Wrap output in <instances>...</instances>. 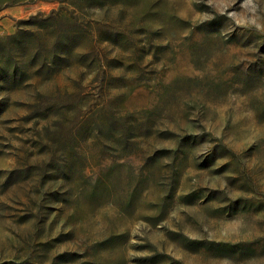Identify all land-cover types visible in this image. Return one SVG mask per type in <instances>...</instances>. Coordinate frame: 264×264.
Segmentation results:
<instances>
[{"label": "rangeland", "instance_id": "374dc122", "mask_svg": "<svg viewBox=\"0 0 264 264\" xmlns=\"http://www.w3.org/2000/svg\"><path fill=\"white\" fill-rule=\"evenodd\" d=\"M0 264H264V0H0Z\"/></svg>", "mask_w": 264, "mask_h": 264}]
</instances>
